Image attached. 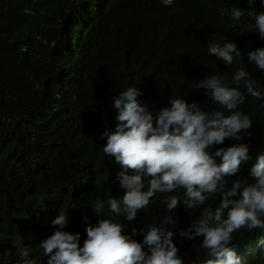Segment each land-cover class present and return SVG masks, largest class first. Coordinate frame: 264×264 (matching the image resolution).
Wrapping results in <instances>:
<instances>
[{
    "label": "trees",
    "instance_id": "1",
    "mask_svg": "<svg viewBox=\"0 0 264 264\" xmlns=\"http://www.w3.org/2000/svg\"><path fill=\"white\" fill-rule=\"evenodd\" d=\"M232 6L249 8L247 0H175L171 6L161 0H0V204L16 181L22 193L43 206L39 225L29 228L15 226L0 211V247L20 235L38 247L55 231L51 221L61 210L69 220L65 230L80 233L83 245L86 227L101 218L92 204L116 191L102 185L92 194L75 189L115 178L122 170L103 152L107 138L101 135L115 129L113 105L120 91L139 88L138 100L154 118L171 107L173 98L210 112L220 106L197 83L214 74L231 79L242 64L264 93V70L247 57L248 51L264 47V38L256 23L248 28L255 18L247 12L233 20ZM253 7V12L264 11L261 0ZM224 40L236 43L242 54L231 66L208 53L209 44ZM239 110L250 116L251 128L241 133L242 140L226 139L210 150L249 145L252 159L226 178L229 187L236 179L251 181L255 157L264 151V99L246 94ZM46 194L50 199L43 202ZM168 195L158 194L134 220H126V234L135 227L133 238L142 242L144 229L167 215L162 201ZM219 202L217 194L205 206L215 208ZM205 206L190 209L181 202L172 212L177 254L192 264L207 258L200 248L203 237L189 240L179 232L191 227ZM261 235L262 230L246 229L233 234L232 244L245 264H264Z\"/></svg>",
    "mask_w": 264,
    "mask_h": 264
},
{
    "label": "clouds",
    "instance_id": "2",
    "mask_svg": "<svg viewBox=\"0 0 264 264\" xmlns=\"http://www.w3.org/2000/svg\"><path fill=\"white\" fill-rule=\"evenodd\" d=\"M161 2L171 6L175 0ZM247 3V9L232 6L231 17L240 21L247 12L255 18V22H248V28L256 23L259 36L264 38V11H251L255 0ZM208 53L229 66L242 55L236 43L226 41L209 44ZM247 57L249 63L264 70V47L248 51ZM196 88L204 89L220 108L202 111L194 102L173 98L171 107L160 109L154 118L148 105L138 100L142 94L139 88L133 85L120 91L113 105L118 111L115 129H105L101 135L107 138L103 152L114 157L122 170L115 178L77 184L75 189L92 194L102 185L109 188L107 191H116L108 200L101 198L92 204L94 213L101 218L95 225L86 227L83 245L80 233L65 230L69 220L61 210L51 221L55 231L38 243V247L24 242L28 239L22 235L1 246L0 264H192L177 254L172 230L176 221L172 212L181 202L190 209L200 208L217 194L219 205L205 206L191 227L181 230L179 235L189 240L203 237L200 248L207 254L203 264H245L232 244L233 234L241 229L264 231V151L255 157L251 181L236 179L229 187L226 178L235 176L252 159L249 145L238 143L214 152L210 150L226 139H243L241 133L250 129L253 121L239 110L240 105L244 104L246 94L264 99V93L242 64L231 79L210 75L199 81ZM216 157H221L222 162L217 164ZM20 184L15 181L5 191L0 211L17 227H35L39 225L43 206L22 193ZM169 193L172 195L162 201L167 215L158 225L150 224L144 229L142 242L133 238L137 234L135 227L132 235L126 234V220H134L158 194ZM48 199L49 194L42 197L43 202ZM258 243L264 245V235Z\"/></svg>",
    "mask_w": 264,
    "mask_h": 264
}]
</instances>
